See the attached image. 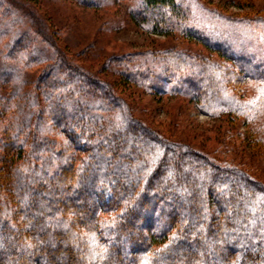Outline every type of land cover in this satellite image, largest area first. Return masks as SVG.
<instances>
[{"label":"trees","instance_id":"16d2710c","mask_svg":"<svg viewBox=\"0 0 264 264\" xmlns=\"http://www.w3.org/2000/svg\"><path fill=\"white\" fill-rule=\"evenodd\" d=\"M36 3L0 0V264H264V182L155 130L117 91L188 98L258 149L264 13L140 0V27L207 54L112 56L111 81L73 61Z\"/></svg>","mask_w":264,"mask_h":264},{"label":"rangeland","instance_id":"374dc122","mask_svg":"<svg viewBox=\"0 0 264 264\" xmlns=\"http://www.w3.org/2000/svg\"><path fill=\"white\" fill-rule=\"evenodd\" d=\"M140 0H38L34 7L57 34L58 42L76 63L91 73L116 80L102 64L112 56L151 52L168 48L207 54L199 44L176 35L161 36L145 31L132 18L131 11ZM186 0L189 13L208 17L209 9L223 15L264 13V0ZM263 10V11H262ZM101 73V74H100ZM117 91L134 107L137 118L176 142L227 159L243 166L264 182V143L255 147L236 134L246 133L238 119L212 118L202 114L188 98L178 95H154L128 85ZM246 143H249L247 146ZM4 183V182H3ZM105 196L109 197L106 187Z\"/></svg>","mask_w":264,"mask_h":264}]
</instances>
